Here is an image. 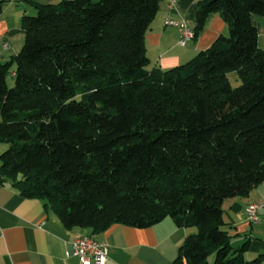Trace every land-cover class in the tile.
I'll return each mask as SVG.
<instances>
[{"label": "trees", "instance_id": "1", "mask_svg": "<svg viewBox=\"0 0 264 264\" xmlns=\"http://www.w3.org/2000/svg\"><path fill=\"white\" fill-rule=\"evenodd\" d=\"M28 1L23 46L0 59V183L93 236L196 228L171 264L263 262L233 246L223 204L264 182V0H198L193 39L216 13L229 33L168 69L148 68L145 41L162 0Z\"/></svg>", "mask_w": 264, "mask_h": 264}, {"label": "crops", "instance_id": "2", "mask_svg": "<svg viewBox=\"0 0 264 264\" xmlns=\"http://www.w3.org/2000/svg\"><path fill=\"white\" fill-rule=\"evenodd\" d=\"M4 1L0 16V59L8 60L20 51V43H24L23 15L34 13L36 8L28 0ZM37 1L57 3L60 0ZM172 1H175L173 6ZM197 2L162 0L145 36L151 68L168 69L183 64L199 51L209 48L220 35L229 33L228 24L216 13L209 17L199 36L180 44L183 28L168 25L167 20L185 21L193 30ZM252 20L259 32V46L264 49V16L253 14ZM5 43L9 44L8 48H4ZM263 198L264 182L248 197L225 200L229 203V219L224 217L229 233L233 239L243 242L250 239L245 252L247 259L264 252V229L256 232L245 218L247 206ZM225 211L224 208V214ZM261 212L264 213V209ZM195 231L194 227H179L167 217L147 228L113 223L104 231L95 233V237L111 244L107 264H171L178 257L187 235ZM90 233V229L65 228L43 199L24 197L11 183H0V264H78V258L72 254L73 240Z\"/></svg>", "mask_w": 264, "mask_h": 264}, {"label": "built area", "instance_id": "3", "mask_svg": "<svg viewBox=\"0 0 264 264\" xmlns=\"http://www.w3.org/2000/svg\"><path fill=\"white\" fill-rule=\"evenodd\" d=\"M175 1L171 2V6ZM168 25L180 26L183 28V36L180 44L184 45L187 41L193 39V30L190 29L185 21L174 19L167 20ZM9 44L5 43L4 48ZM264 209V198L250 203L246 208L247 218L250 222L257 223L260 221V211ZM111 244L106 240L97 238L93 235H79L73 240V256L78 258V264H107Z\"/></svg>", "mask_w": 264, "mask_h": 264}, {"label": "rangeland", "instance_id": "4", "mask_svg": "<svg viewBox=\"0 0 264 264\" xmlns=\"http://www.w3.org/2000/svg\"><path fill=\"white\" fill-rule=\"evenodd\" d=\"M28 14H31V13H28ZM35 14H37V10L34 12V13H32L31 15H35ZM22 42V41H21ZM3 44V43H2ZM21 45V47L20 48H22V44L23 43H20ZM18 45V44H17ZM16 45V46H17ZM7 54V53H6ZM148 68L149 69H152L151 67H150V64L148 65ZM228 77H229V80L231 81V83H232V85L233 86H238V85H240L241 84V79L239 78V76H238V74L236 73V72H229L228 73ZM8 82H9V84L10 85H12L13 83H14V78H13V76H12V74H10L9 76H8ZM7 147H8V145L6 144V143H4V142H0V154L4 151V150H6L7 149ZM228 201H226V202H224V204H223V208H225V214H224V217L225 218H228L229 219V216H228V213H227V207H228ZM260 213V221L259 222H257V223H254V222H250L249 220H248V218H247V215L245 216V218H246V220L250 223V225H253L254 227H255V229H256V232H258V230H262V229H264V213L263 212H259ZM227 220V219H226ZM243 243V240H240V239H238V238H234L233 239V242H232V244H233V246L235 247V248H237V247H239L241 244ZM214 255H212L211 257H210V262H211V264H213L214 263ZM260 264H264V261L263 262H261Z\"/></svg>", "mask_w": 264, "mask_h": 264}]
</instances>
